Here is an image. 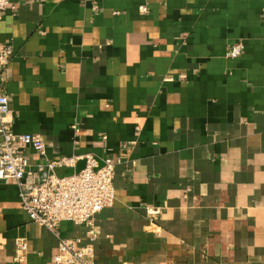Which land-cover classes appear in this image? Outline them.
<instances>
[{"label": "crops", "instance_id": "1", "mask_svg": "<svg viewBox=\"0 0 264 264\" xmlns=\"http://www.w3.org/2000/svg\"><path fill=\"white\" fill-rule=\"evenodd\" d=\"M10 2L15 133L40 134L50 161L78 159L59 177L89 154L120 162L95 264H264V0ZM60 231L86 240L85 226ZM58 250L1 181L0 264H55Z\"/></svg>", "mask_w": 264, "mask_h": 264}, {"label": "built area", "instance_id": "2", "mask_svg": "<svg viewBox=\"0 0 264 264\" xmlns=\"http://www.w3.org/2000/svg\"><path fill=\"white\" fill-rule=\"evenodd\" d=\"M16 11L10 0H0V182L14 181L20 191L21 208L32 223L49 231L58 241L55 264H95L96 218L116 201L115 174L119 163L105 160L101 165L94 155H86L85 167L79 173L59 177L56 169L75 167L77 158L50 161L48 145L40 134H17L9 98L4 90L5 73L14 58V47L1 40V25L5 14ZM146 12V9H143ZM262 19L264 21V10ZM245 52V44L233 45L230 59H238ZM78 132L79 125H73ZM45 161L33 165L31 156ZM72 222L87 228L82 237L64 238L60 224ZM29 251L27 241L17 242V258L23 261Z\"/></svg>", "mask_w": 264, "mask_h": 264}]
</instances>
